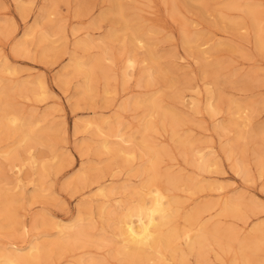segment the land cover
<instances>
[{"label": "rangeland", "instance_id": "374dc122", "mask_svg": "<svg viewBox=\"0 0 264 264\" xmlns=\"http://www.w3.org/2000/svg\"><path fill=\"white\" fill-rule=\"evenodd\" d=\"M231 3L238 8L228 9ZM118 6L127 21L147 36L139 49L118 21L114 9ZM22 7L25 10L21 11ZM247 7L264 12V0H0V90H15L21 84L27 89L35 86L39 98L10 93L8 100L25 118L41 120L36 126L38 144L29 150L25 144V149H18L27 151L30 159L20 175L4 158L16 147V138L0 131V166L6 171L0 178V196L11 193L16 198L9 217L17 216L13 226L0 215V250L18 251L20 256L33 252L35 256L32 246L53 243L64 230L51 224L62 222L71 228L80 220L82 209L81 224L90 241L65 251L54 247L41 264H121L114 259L124 245L115 221L143 181L137 173L142 168V154L135 144L141 138L138 131L148 116V104L139 101L153 96L186 121L178 129L180 135L206 148L204 152L213 154L218 162L211 173L200 174L181 155L170 128H159L154 140L168 151L162 170L215 184L214 189L200 193L177 192L183 198L182 212L211 203L216 207L205 214L209 227L234 226L239 237L254 235L258 226L264 229V143L257 142L260 137L250 136L264 123V105H260L264 98V50L254 41L256 30L245 13ZM192 34L210 39L202 50L217 46L219 51L216 47L205 57L196 49L188 50L184 39ZM81 44L88 46L82 48ZM129 59L133 67H128ZM74 61L83 70L97 62L91 74L92 91L84 97L79 90L85 76H90H84V71L75 73ZM154 68L159 71L152 77ZM210 68H217L219 80ZM41 82L46 90L39 87ZM64 83L68 85L62 86ZM209 99L217 115L207 111ZM0 103L1 115L7 104ZM234 103L247 110L234 116L237 127L221 134L218 127L229 123ZM157 119L151 118L156 125ZM130 134L134 143H122ZM223 148L234 149L249 176L237 174ZM43 168L48 173L41 189L37 173ZM83 173L87 178L80 184L76 178ZM98 186L104 191H97ZM233 199L241 200L244 220L220 214L219 204ZM254 236L261 238L260 234ZM216 250L209 263L230 264V257H218ZM260 258L264 262V249ZM189 264H198L196 258L189 257Z\"/></svg>", "mask_w": 264, "mask_h": 264}, {"label": "bare ground", "instance_id": "6f19581e", "mask_svg": "<svg viewBox=\"0 0 264 264\" xmlns=\"http://www.w3.org/2000/svg\"><path fill=\"white\" fill-rule=\"evenodd\" d=\"M236 8H238L237 4L231 3L228 6V9H236ZM21 9H22L21 11L25 10V8L23 7ZM114 9H117V11L116 10L115 11L117 18L119 19L118 21L124 26L125 30L128 33H131L130 42L132 43L134 48L139 49L138 48L139 45L145 42L147 36L140 31L139 26H133L130 24L131 22L129 23L127 21L126 17L124 16L123 9H121L120 6H118L117 8L115 7ZM228 9H226V11ZM115 11L113 15H115ZM245 13H247V17L250 20L252 26L254 27V30H256L257 40L254 41H256L257 48L263 51L264 50V12L260 11V9L258 10L257 8L247 7ZM101 19L104 20L105 16H102ZM209 43H210V39L201 34L186 35L184 39V46L188 50L196 49L199 51V54H201L202 56H205L209 51H214L216 49L217 46H214L208 51L202 50V48L206 47ZM87 46L88 45L81 44L82 48ZM21 48L22 47L20 46L18 50ZM217 50L219 51L218 47ZM148 55H150V53ZM153 58H150L149 56L147 57V59L150 60L151 63L155 64L156 60H154L155 58L154 59ZM132 64H133L132 59H129L128 67H133ZM95 66H97V62H94L93 65L91 64L90 70L88 69L83 70L82 65H80L76 61L73 62L72 70H74L75 73L79 74V73H83L84 71V76L85 75L90 76L89 78L85 76V81H84L85 84H83L82 85L83 87L79 90L80 94L83 97L88 95L89 92L92 91L91 74L94 71ZM158 71L159 70L155 69L153 72H151V76L152 77L155 76L156 73H158ZM210 71L212 76L214 75L217 76V79L219 80L217 68L215 70L214 68H210ZM103 77L105 79H108V77L104 73H103ZM38 85L43 90L47 89L44 82L38 83ZM66 85L68 84L67 83H64V85L62 84V86H66ZM187 85L188 84H186L185 87L184 86L183 87L186 88ZM20 86H17L18 88H16L15 90L14 87L13 89L3 88L2 90H0V102H4L5 104H7V106L2 109V114L0 115V131L2 135L9 134L10 136L15 137L17 141L16 147L13 148L11 151L6 152L4 158L12 168V171L13 169L16 170L18 175H20L19 173H21L23 167L30 160L26 155L27 151H19L18 149L24 148L23 144H25V148H27L28 150L31 149L34 145L38 144L40 135L38 133V130L36 129V126L41 122L40 119L34 118L33 116L25 118L26 117L25 115L24 116L21 115L22 114L21 111L15 110L14 108L15 103L12 104V101L10 102L8 100L9 95L12 97V95L16 96L19 94H27V93L28 95L33 94L39 98V95L36 93L35 86L32 88L28 87L29 89H27V86L25 87L22 84ZM176 95H178V93ZM175 97L177 98V100L180 99L179 96H175ZM144 103L148 104V108L146 109L148 118L145 117L144 120H142L141 129L138 131V134H140L141 138L140 141L137 140L138 143L135 144L142 154L141 155L143 159L142 168L140 167L137 170V173L139 174V177L143 178V181L141 182L139 188L133 190L132 199L124 205V211L117 216L118 221H115L118 222L116 226L120 231V235L122 236L124 245L121 248L117 249L114 255V259L121 262V264H172V263L175 264L176 262L179 264H189V257H195L198 264H210L209 257L212 251L217 249L218 257L220 256L230 257V264H264V262L260 258V254L264 249V229L262 227L258 226L253 230L254 235L260 234L261 238H257L253 234L239 237V234L234 226L209 227L210 225L208 226L205 220V214L216 207V205L211 203L204 204L203 207L195 208L186 213L182 212L183 198L181 199L178 196L179 194L177 192L179 191L183 192V190H188L187 192H189V190H192L195 193L197 192L200 193L202 191H205L206 189L207 190L214 189L215 184L213 183L203 184L202 181H199L198 179L193 177H189V176L185 177L182 176V174L177 175L169 171L164 172L162 170V164H163L164 156L168 155V151L165 148H162V146L157 145L156 141L154 140V136L160 134L159 128L160 127L163 129H166L168 127L170 128L174 143L178 145V148L181 151V155L185 158L186 162H188L191 166H194L195 169L200 174L211 173V170L214 168V166L217 165L218 162L216 163V157H214L213 154H206L204 152L206 148L199 147L197 146L198 145L197 142H195L193 139H189L188 137L185 138V136L180 135L178 129L180 130L182 125H185L184 124L185 120L181 116L177 115L178 113L177 111L175 112L170 111L162 107L161 101L156 96H153L148 100H144V101L142 100L141 102L139 101V104L141 105H143ZM236 103H234L229 109L232 116L229 120V123L225 126L223 125L218 127V131L221 134H226L230 127L231 128L237 127V122L234 116L235 115L237 116V114H242V112H245L247 110L246 109L244 111L245 107L243 108L241 104H236ZM260 105H264V98L263 101L260 103ZM207 111L213 115L218 114V111L216 110V108H214L212 104V99H209ZM153 116L154 118L155 116L158 117L159 119L158 125H156L151 120ZM101 129H102L101 126H99L98 130L101 131ZM78 130H80V128L76 127V131ZM114 133H115L114 135L115 137H120L119 133L117 132ZM263 134H264V123L256 126L255 129H253V134L252 135L250 134V136L252 138L260 137V140L257 142L261 141V143H264L263 141L264 138L262 139L261 137V135ZM242 136L241 134H239V139H241ZM121 140L122 143H126V142L134 143L135 138L134 135L130 134V136H128L126 139L123 138ZM232 143L234 144L233 141ZM228 145L229 144H227V146ZM103 148H105V145H103ZM239 148L240 147H238V149ZM223 149L225 152L224 154L228 156L227 159L233 162V167L235 168L237 174L243 176L248 175L247 174L248 170L245 171L243 165L236 159L235 156L237 155H234L233 152L234 149L233 150L231 148L230 149L223 148ZM254 150L258 151L256 149ZM259 154L260 153H258V155ZM259 164L260 163L258 162L257 165L259 166ZM47 170L48 169L43 168L40 172L37 173L42 182L41 189L43 187V183L48 173ZM4 171H5V167L0 166V175H1L0 178L4 175ZM84 177L87 178V176H85L83 173L77 176L76 181L82 184L85 182ZM0 190L2 189L0 188ZM97 191L103 192L104 189L102 186H98ZM10 194H5L2 197L0 196V215H2L3 217L4 216L7 217V220L10 219L11 217L10 207L15 205L16 203L15 202L16 198L14 199L13 196ZM219 206L221 212L220 214L223 217L232 218L241 221L244 220V217L246 216V212L242 211L244 209H242V202L240 199H233L230 200L229 202L221 203L219 204ZM82 208L84 209V207ZM80 211L78 216V218L80 217L79 218L80 220L77 221L76 224L71 228L66 227V225H63L62 222H58V223L51 222L52 223L51 226L53 228L61 229V230L64 229L65 231L64 230L63 232L61 231L58 234L59 237H57L53 243L47 244L45 246H43L42 244H36L35 246H32L30 250L36 251L35 256H33V252H30L25 256H20L19 254H17L18 251L15 252L11 250L6 252L4 248L3 250L2 249L0 250V264H41L48 260L51 254L50 252L52 249H54V247L61 249L64 248L65 251V248L67 247L79 248L80 246L86 244V241H90V240H89V236L86 233V230L81 224L82 216ZM14 217L8 220L13 226L16 225V222L13 221ZM47 221L45 222L46 224L50 223ZM65 235H69V237L67 236V238H65Z\"/></svg>", "mask_w": 264, "mask_h": 264}]
</instances>
